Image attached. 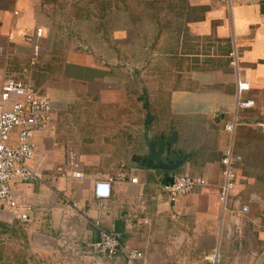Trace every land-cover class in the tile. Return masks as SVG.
<instances>
[{
	"label": "crops",
	"instance_id": "crops-1",
	"mask_svg": "<svg viewBox=\"0 0 264 264\" xmlns=\"http://www.w3.org/2000/svg\"><path fill=\"white\" fill-rule=\"evenodd\" d=\"M134 1L0 0V88L10 72L23 75H14L23 64L25 73L41 75V84L32 76L22 80L54 99V122L36 133L29 162L42 180L11 183L20 203L32 208L30 221L0 207V264H127L121 250L111 258L93 253L101 230L142 251L147 264H197L213 249L223 264H264V252L246 254L247 241L262 240L251 203L236 226L219 199L229 149L246 158L237 164L238 195L260 188L264 178L256 136L264 130V0H138L147 5L139 12ZM68 26L88 37H68ZM148 28L157 41L142 40L141 50L152 45L173 61L169 109H145L144 101L139 107V97L133 104L115 73L123 62L126 69L139 65L134 34L145 39ZM80 43L89 53L76 50ZM238 80L249 83L242 98L256 100V108H238ZM161 141L172 151L180 147L170 156L183 161L175 171L150 167V143ZM71 151L82 179L64 176L73 169ZM180 174L209 184L173 203L163 186ZM99 180L111 183L110 199L94 197ZM251 224L260 233L243 234Z\"/></svg>",
	"mask_w": 264,
	"mask_h": 264
},
{
	"label": "built area",
	"instance_id": "built-area-1",
	"mask_svg": "<svg viewBox=\"0 0 264 264\" xmlns=\"http://www.w3.org/2000/svg\"><path fill=\"white\" fill-rule=\"evenodd\" d=\"M39 35L41 31L38 32ZM39 48H35V53ZM33 60V64H34ZM238 108L249 110L258 106L254 99H243L242 95L250 89L249 83L238 80ZM54 99L49 91H40L29 82L8 75L0 88V207L23 222L30 221L31 206L21 204L11 186L14 181L31 182L42 180V174L29 166L36 152L35 136L39 130L48 129L53 124ZM237 121L227 126V131H233ZM264 128V123L259 124ZM71 171L64 176L73 175L82 179L83 173L77 170L76 154L69 153ZM243 160L242 155L229 149L222 158L224 182L220 187V202L225 211L233 218L235 225L248 214L249 206L241 203L237 194V164ZM74 170V171H73ZM131 182L136 183L137 178ZM208 180L190 174H180L174 177L173 183L164 184L163 189L171 202L176 203L195 190L207 186ZM93 195L97 200L105 201L112 197L113 189L109 181L99 180L93 185ZM121 250L127 264H147L144 253L137 249H129L121 245L119 238L105 230H101L100 241L92 245L96 255L114 257ZM207 264H223L219 249L207 257Z\"/></svg>",
	"mask_w": 264,
	"mask_h": 264
},
{
	"label": "rangeland",
	"instance_id": "rangeland-1",
	"mask_svg": "<svg viewBox=\"0 0 264 264\" xmlns=\"http://www.w3.org/2000/svg\"><path fill=\"white\" fill-rule=\"evenodd\" d=\"M134 5H135V10L136 11H142L143 9L146 10L147 9V5L145 3H143L142 1H138L135 0L134 1ZM64 16V15H62ZM61 14L59 12V15L57 16L58 20L61 21ZM60 18V19H59ZM71 23L73 24L74 21L72 19H70ZM139 21L141 22V19H139ZM59 26L61 27V24H59ZM141 26V25H140ZM153 26V25H151ZM154 29V26L152 27ZM152 28H148L149 29V33L146 35L142 34L145 39H142L141 33H135L134 34V39L137 46L134 45V55L133 59L136 58L135 61H140V63L135 62L139 65L136 66H128L126 69V66L124 65V62L122 63L123 65H118L115 66L114 68L115 73L117 75H119V77L121 78V84H122V88H123V94L124 92H130L131 95H133V104H136L135 102L138 101V97L139 99V107H141L143 104H141L142 101H144V105H145V109H169V104H170V100H169V95L172 94L173 88H174V71L172 72L173 69V61L171 60H165L164 58H162V55H158V50H156V47L153 48L152 45H149V49L147 50H141L140 46H142V40H150L147 38H155V41H157L156 38V34L151 33ZM138 30H142L141 27H139ZM137 30V31H138ZM65 35H68V37H72L75 38L77 40L76 37H88V35L86 34H81L78 32V29H76L75 27H67L66 31H65ZM90 38H92V36L89 35ZM71 40V38H68ZM78 41V40H77ZM151 41V40H150ZM79 42V41H78ZM102 44V43H101ZM139 44V45H138ZM81 46L78 45V49L76 48L77 51L80 52H88L87 48H83L84 45L83 43H80ZM91 51V49H90ZM107 53L112 52L110 50H105ZM104 50H101L102 54H105ZM171 52V51H170ZM169 53V52H167ZM118 57H123L125 58V53L124 52H118ZM27 66V65H25ZM32 67V65L30 66ZM29 67V68H30ZM129 67L132 68L129 69ZM23 68V64L19 65L18 68H15V72H17L16 74H14L15 76H19L20 74H27L26 77H24L23 75H21V77L19 79H24L26 81L30 80L32 73L30 71H28V73H25ZM28 68V67H26ZM163 68H165V71L163 70ZM25 69V68H24ZM135 70V71H134ZM13 71V70H12ZM133 72H137V76L134 78H130L127 75L133 74ZM165 75V82L163 81V75L160 76L161 74ZM136 74V73H135ZM11 75V72H10ZM158 75L160 76V78H158ZM41 75H39V77L37 78L36 76H32V78L34 79H39V81H37L39 84L41 79H40ZM43 81V80H42ZM129 93H127L128 95ZM141 97H145L144 99H141ZM136 108V107H135ZM263 129V128H262ZM259 137V140H261V146H259L258 149H260V154L264 157V130L262 132H258L257 135ZM153 137V135H152ZM161 144V143H160ZM159 144V145H160ZM178 147L176 146V151L178 152ZM180 148V147H179ZM181 150V149H180ZM249 160L251 161L250 166H253L255 163V159L253 155H250V157H248ZM243 159L246 160V158L243 157ZM262 170L260 171L261 173L264 174V158L262 160ZM253 164V165H252ZM255 166V165H254ZM258 180V179H256ZM260 183V188H251L248 187V190L245 188V192H242L240 195H238L240 197L241 203H246V205H249L250 207V203H251V212H250V218L252 215V219H259L261 221L262 227L260 228V232H257L254 230L253 226H247L245 228V231H243V234L246 233V235L248 233H251L252 235L260 233L261 234V241L258 242L256 241H247L246 243V254H254V252L256 253H261L264 252V178L259 179ZM247 187V186H246ZM252 190L258 191L260 190L261 192H254ZM255 208V209H254ZM255 211V212H254ZM252 223V222H250ZM255 227V226H254ZM257 230V229H256ZM205 256V255H204ZM204 256H200L198 258V263L197 264H207V260H204Z\"/></svg>",
	"mask_w": 264,
	"mask_h": 264
},
{
	"label": "water",
	"instance_id": "water-1",
	"mask_svg": "<svg viewBox=\"0 0 264 264\" xmlns=\"http://www.w3.org/2000/svg\"><path fill=\"white\" fill-rule=\"evenodd\" d=\"M160 143H161L160 145L155 142L150 143V147H149L150 153H149V157L147 158V160L150 163V167L158 168V167L170 165L169 166L170 169L175 171L176 169H178V167H180L183 164V161L179 159L180 161L178 160L176 161V163H172V161L170 160V156L172 154L173 155L177 154V152L172 151L170 146L167 145L164 141H161ZM156 161L158 162L159 165L155 164ZM174 177L175 176L167 179V182L173 183Z\"/></svg>",
	"mask_w": 264,
	"mask_h": 264
}]
</instances>
